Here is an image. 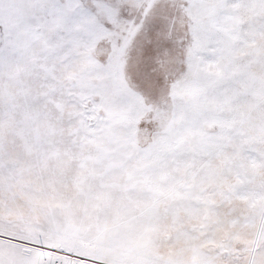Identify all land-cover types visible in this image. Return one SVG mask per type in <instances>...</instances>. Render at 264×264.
<instances>
[{
    "label": "snow or ice",
    "instance_id": "1",
    "mask_svg": "<svg viewBox=\"0 0 264 264\" xmlns=\"http://www.w3.org/2000/svg\"><path fill=\"white\" fill-rule=\"evenodd\" d=\"M0 264H264V0H0Z\"/></svg>",
    "mask_w": 264,
    "mask_h": 264
}]
</instances>
